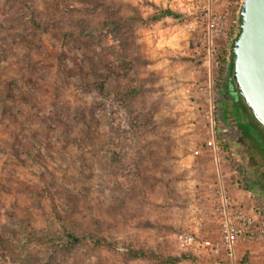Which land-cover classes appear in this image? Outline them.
Masks as SVG:
<instances>
[{"label":"rangeland","instance_id":"374dc122","mask_svg":"<svg viewBox=\"0 0 264 264\" xmlns=\"http://www.w3.org/2000/svg\"><path fill=\"white\" fill-rule=\"evenodd\" d=\"M240 6L215 0L226 51ZM186 36L157 0H0V264H189L175 236L199 230L218 180L263 209L228 139L229 69L213 91L218 158L205 147V70L182 56ZM63 227L80 242L65 248ZM247 248L239 264H264Z\"/></svg>","mask_w":264,"mask_h":264},{"label":"built area","instance_id":"2783aa9c","mask_svg":"<svg viewBox=\"0 0 264 264\" xmlns=\"http://www.w3.org/2000/svg\"><path fill=\"white\" fill-rule=\"evenodd\" d=\"M157 1L165 9L175 12L183 21L190 53L183 50L182 56L205 64L207 68L208 111L205 118L209 124V138L205 147L217 159L219 149L215 135L216 106L213 91L221 77L219 71L229 69L230 65V49L226 51L220 48L226 31V14L216 11L215 0ZM194 154L198 155L199 151ZM211 188L210 210L206 212L198 209L194 219L199 230L196 233L178 234L175 242L189 264H239V250L264 242V210L252 205L245 206L232 199L227 195L221 180Z\"/></svg>","mask_w":264,"mask_h":264},{"label":"water","instance_id":"95a60500","mask_svg":"<svg viewBox=\"0 0 264 264\" xmlns=\"http://www.w3.org/2000/svg\"><path fill=\"white\" fill-rule=\"evenodd\" d=\"M240 27L231 47V81L264 132V0H241Z\"/></svg>","mask_w":264,"mask_h":264},{"label":"flooded vegetation","instance_id":"af4514ba","mask_svg":"<svg viewBox=\"0 0 264 264\" xmlns=\"http://www.w3.org/2000/svg\"><path fill=\"white\" fill-rule=\"evenodd\" d=\"M231 75L228 71L224 77V93L231 103L226 104L224 100L222 106L225 117L235 119L238 133L229 130L228 139L231 145H244L241 152L246 169L243 191L256 197L264 209V132L258 128L260 126L251 118L241 98L236 94Z\"/></svg>","mask_w":264,"mask_h":264},{"label":"trees","instance_id":"16d2710c","mask_svg":"<svg viewBox=\"0 0 264 264\" xmlns=\"http://www.w3.org/2000/svg\"><path fill=\"white\" fill-rule=\"evenodd\" d=\"M165 11H166V13L173 14V15L177 16V14L175 12H173L169 9H165ZM182 23H183V21H182ZM232 67H233V61H232V52H231V63L229 65V70H228L230 74H232ZM258 128L260 129V127H258ZM63 229H64L63 234L66 235V237H67V241H66L67 246L65 248H68V247L73 246V245L80 242V238L75 237L74 234L70 230L66 229V227H63ZM128 255L131 258H136V257L145 256L146 254L144 252L129 251ZM178 261H180V258H168V259H162L161 260V262L164 264H175Z\"/></svg>","mask_w":264,"mask_h":264},{"label":"crops","instance_id":"0c3cea01","mask_svg":"<svg viewBox=\"0 0 264 264\" xmlns=\"http://www.w3.org/2000/svg\"><path fill=\"white\" fill-rule=\"evenodd\" d=\"M195 61V60H194ZM196 62V61H195ZM201 66L203 67V69L205 70V74H204V76H205V78L204 79H206L207 80V68H206V66H205V64H202L201 63ZM247 247H249V248H247V252L249 251V253H253V254H255L257 251H260V252H264V244L262 245V244H260V245H258V246H256L255 244H251V245H249V246H247ZM245 252V251H244Z\"/></svg>","mask_w":264,"mask_h":264}]
</instances>
